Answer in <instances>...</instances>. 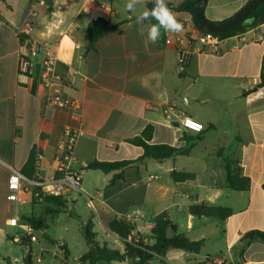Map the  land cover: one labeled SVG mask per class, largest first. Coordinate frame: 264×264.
Returning a JSON list of instances; mask_svg holds the SVG:
<instances>
[{
  "label": "crops",
  "instance_id": "0c3cea01",
  "mask_svg": "<svg viewBox=\"0 0 264 264\" xmlns=\"http://www.w3.org/2000/svg\"><path fill=\"white\" fill-rule=\"evenodd\" d=\"M152 1L140 0L129 11L128 0H26L23 10L14 0H0V264H10L7 252L1 250L11 236L8 220L21 206V216L36 212L29 181H22L29 191L20 195V201L8 200L12 169L21 171L35 147L39 150L37 177L43 182L53 179L65 128L83 133L75 148L74 166L83 193L73 192L64 199L69 209L70 201L77 202L75 194L91 197L90 205L100 213L104 239H120L104 226L114 217L140 214L141 219L133 225L147 238L157 222L169 217L179 233L194 242L204 241V245L198 254L170 250L149 264H197L206 259L215 264H242V257L247 264H264L263 243L244 247L241 242L251 231L264 232V87L260 86L264 76V24L241 37L224 40L220 55L194 54L182 71L173 43L160 46L157 41L145 47L147 32L141 35L136 18L148 11ZM188 1L166 3L186 27L185 32L197 35L192 15L178 8ZM250 1L207 0L204 16L210 22L222 23ZM30 12L37 14L32 37L56 56L58 74L70 83L63 93L81 101L80 112L47 109L39 83L19 76L17 30L26 24ZM98 18L109 20L112 28L94 50H88L86 30ZM144 24L152 22L146 20ZM68 64L76 71L69 70ZM169 107L173 112L168 117L165 110ZM185 117L201 122L204 131L182 128L180 121ZM148 125L155 128L152 144L191 148L189 154L162 163L155 161L162 174L144 177L143 170L150 164L147 160L139 172L127 170L126 179L109 188L106 185L113 174L102 172L99 177L95 175L99 171L86 169L94 161L140 158L143 149L127 141ZM234 162L250 179L247 191L233 190L227 180V166ZM173 171L192 173L195 179L176 183L171 177ZM88 174L102 180L101 189L87 183ZM161 203L163 208L159 207ZM200 203L231 208L232 215L223 222L190 215L189 206ZM89 220L94 222L97 240L104 243L96 231L99 222ZM125 247L116 250L125 252Z\"/></svg>",
  "mask_w": 264,
  "mask_h": 264
},
{
  "label": "trees",
  "instance_id": "16d2710c",
  "mask_svg": "<svg viewBox=\"0 0 264 264\" xmlns=\"http://www.w3.org/2000/svg\"><path fill=\"white\" fill-rule=\"evenodd\" d=\"M196 2L197 0H190L181 4L178 8L181 11L190 13L196 26L200 30L205 31L202 27H200L196 18ZM147 7L148 11H151L155 7V1L148 3ZM167 7L170 9L171 5L167 4ZM148 20H150L152 24H158V21L154 18L150 17ZM262 24H264V1L244 21L239 23L234 28L220 34H213L222 40H226L236 35L246 33L247 31ZM111 28L112 24L109 20L98 18L91 21L86 30V35L89 39L87 49L94 50L98 40L103 38ZM160 33V39L158 40L159 45H167V32L161 28ZM260 86L264 87V76ZM154 131V126L148 125L138 136L127 141L130 144L139 146L143 149L144 153L140 158L119 162L94 161L87 164L86 169L101 171L105 174H113L106 185V187L109 188L113 187L117 181H124L126 179L125 174L127 170L134 168L139 172L140 167L144 166L147 160H154L158 163H162L166 160L174 159L177 156H187L189 154L191 148L182 149L167 144H152ZM38 159L39 150L34 147L30 152L25 166L20 171L21 174L30 182H43L36 175ZM171 177L176 183H182L195 179V175L192 173L178 171H173L171 173ZM227 180L232 189L238 192L247 191L250 187V179L242 175L240 168L235 162L227 166ZM31 193L32 205L34 209L38 206L40 208V213L39 215L33 213L32 216H24L22 218V222L28 224L36 231H46L49 229L48 220L55 218L68 209L67 201L63 197L47 195L39 186L31 187ZM188 213L198 218L211 217L219 219L223 222L232 215V210L228 207L200 203L189 206ZM104 226L108 231L115 234L122 240L127 239V237L136 230L135 225L127 221L125 218L118 217L112 218L106 222ZM93 229L94 222L92 220H89L83 227V236L88 245V251L85 252L79 259L81 264H110L112 262H127L128 264H131L132 260H134L136 256L128 257L127 254L130 250L141 252L143 254L141 262L143 264H147L148 262L165 257L170 250H182L187 253L198 254L204 245V241L194 242L188 239L184 234L179 233L177 225L169 217L161 219L151 228L150 234L148 235L150 242L145 245L144 240H142V245L144 246L142 250L126 243L125 252L111 249L106 244H100L97 240V233H95ZM241 242L244 244V247L252 242H260L264 244V232L258 230L251 231L242 238ZM30 243L31 242L29 240H24L21 245L28 246ZM242 252L243 250L241 251V256ZM241 263L247 264L243 257L241 258ZM197 264L215 263L210 259H206L205 261Z\"/></svg>",
  "mask_w": 264,
  "mask_h": 264
},
{
  "label": "built area",
  "instance_id": "2783aa9c",
  "mask_svg": "<svg viewBox=\"0 0 264 264\" xmlns=\"http://www.w3.org/2000/svg\"><path fill=\"white\" fill-rule=\"evenodd\" d=\"M36 17L37 14L35 12H30L26 24L17 30V36L20 41L19 76L34 79L39 83L45 92L44 101L47 109L80 112L82 108L81 101L73 97H67L63 93L64 87L70 83L58 74V60L56 56L45 44L40 43L32 37ZM182 25V31L167 35V43H173L175 46L176 60L180 70L184 71L187 69L193 55L196 53L209 52L213 55H220L222 53L224 40L216 37L211 32L202 31L198 27L199 33L197 35L191 32H185L186 27L184 24ZM241 35H236V37H241ZM68 69L76 71L71 64H68ZM172 112V107L165 110L168 117ZM189 122L199 127H192ZM180 126L195 133H202L205 129L201 122L191 117L183 118L180 121ZM82 135L83 133L80 130L65 128L62 135V142L56 154L58 164L56 176L50 181L42 183L29 181L30 186H39L47 195L63 198L73 192L83 193L81 180L74 170L77 161L75 148ZM25 180L28 181L20 171L12 169L8 182L9 201H20V195L29 191L22 184V181ZM125 219L134 224L141 219V215L136 213L134 215H128ZM8 225L19 228L25 233L22 237L18 235L14 237L16 243H22L24 240L37 242L36 236L33 235V229L28 224L21 222L17 215L8 220ZM142 240H144L145 245L150 242L147 236L135 230L124 242L142 250L144 247ZM38 261L41 260L39 259Z\"/></svg>",
  "mask_w": 264,
  "mask_h": 264
},
{
  "label": "rangeland",
  "instance_id": "374dc122",
  "mask_svg": "<svg viewBox=\"0 0 264 264\" xmlns=\"http://www.w3.org/2000/svg\"><path fill=\"white\" fill-rule=\"evenodd\" d=\"M14 3L16 7H20V10H23L26 0H14ZM149 163V166L143 170L144 177H148L149 174H162L154 160H150ZM95 173L99 177L103 175L100 171ZM87 183L94 188L100 189L103 184L102 180L94 176V174L92 176L91 174L87 175ZM78 194H75L77 196L76 203L70 201L69 209L54 219L48 220V230L36 231L33 229V235L36 236L37 242L29 240L31 243L28 246L15 243L13 241L14 237L16 235L22 237L25 233L19 228H11V236L1 245V250L7 252V256H9L8 261H10V264H81L79 259L88 248L83 236L84 222L91 218H94L96 223L99 222L100 224L97 225L96 231L100 232V239L104 241L102 244L106 243L112 249L124 248L125 245L115 236H109L104 239V235L101 233L102 223L99 220L100 213L98 208L90 205L89 199L92 200L91 197L80 198ZM26 207L31 209V205ZM159 207L163 208V203L159 204ZM23 212L24 207H19L17 216H21ZM39 213L40 208L36 206L35 214L39 215ZM23 217H19L21 222ZM15 259L17 263L14 262ZM39 259L41 261H38ZM152 264H157V262L155 261Z\"/></svg>",
  "mask_w": 264,
  "mask_h": 264
},
{
  "label": "clouds",
  "instance_id": "9594fccd",
  "mask_svg": "<svg viewBox=\"0 0 264 264\" xmlns=\"http://www.w3.org/2000/svg\"><path fill=\"white\" fill-rule=\"evenodd\" d=\"M140 0H128L126 5L129 11L133 10L135 5ZM154 18L158 21V24H151L145 26L144 21L149 18ZM136 24L139 25V31L141 35L147 32V39L145 40V47L149 44H154L160 39V29L163 28L165 32H180L183 29V25L177 21L175 15L167 7L166 0H155V7L151 11H144L136 18Z\"/></svg>",
  "mask_w": 264,
  "mask_h": 264
},
{
  "label": "water",
  "instance_id": "95a60500",
  "mask_svg": "<svg viewBox=\"0 0 264 264\" xmlns=\"http://www.w3.org/2000/svg\"><path fill=\"white\" fill-rule=\"evenodd\" d=\"M263 1L264 0H251L234 16L218 24H213L212 22L208 21L204 16V10L206 7L207 0H197L195 5V14L200 27H202L205 31L214 34H220L234 28L239 23L244 21ZM127 255L128 257L129 256L138 257V259L134 258L131 264H143L141 262V259L143 258V254L141 252L130 250L128 251Z\"/></svg>",
  "mask_w": 264,
  "mask_h": 264
},
{
  "label": "snow or ice",
  "instance_id": "6c2138e0",
  "mask_svg": "<svg viewBox=\"0 0 264 264\" xmlns=\"http://www.w3.org/2000/svg\"><path fill=\"white\" fill-rule=\"evenodd\" d=\"M189 124H190L192 127H199L198 125L192 124V122H189Z\"/></svg>",
  "mask_w": 264,
  "mask_h": 264
}]
</instances>
